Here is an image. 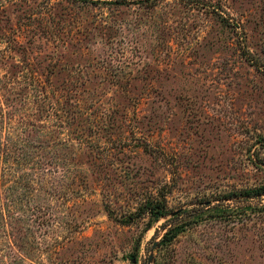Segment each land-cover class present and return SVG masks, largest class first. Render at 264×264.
I'll use <instances>...</instances> for the list:
<instances>
[{
  "label": "rangeland",
  "instance_id": "obj_1",
  "mask_svg": "<svg viewBox=\"0 0 264 264\" xmlns=\"http://www.w3.org/2000/svg\"><path fill=\"white\" fill-rule=\"evenodd\" d=\"M261 188L264 0H0V264H264Z\"/></svg>",
  "mask_w": 264,
  "mask_h": 264
},
{
  "label": "trees",
  "instance_id": "obj_2",
  "mask_svg": "<svg viewBox=\"0 0 264 264\" xmlns=\"http://www.w3.org/2000/svg\"><path fill=\"white\" fill-rule=\"evenodd\" d=\"M264 192V188L258 189V190H254L253 192H245L244 195H260L261 193ZM234 197H236V195H234ZM151 209V208H150ZM155 214L154 211L152 210V215ZM175 227H171L169 228L166 233L164 234V236L161 239V243L166 244L167 242L171 241L175 235Z\"/></svg>",
  "mask_w": 264,
  "mask_h": 264
}]
</instances>
